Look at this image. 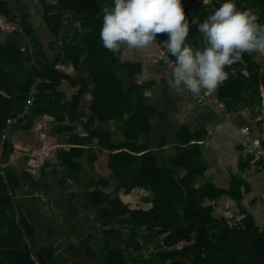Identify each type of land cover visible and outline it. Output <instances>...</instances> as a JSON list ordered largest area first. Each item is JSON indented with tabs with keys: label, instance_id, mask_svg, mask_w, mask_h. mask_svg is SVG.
I'll list each match as a JSON object with an SVG mask.
<instances>
[{
	"label": "crops",
	"instance_id": "0c3cea01",
	"mask_svg": "<svg viewBox=\"0 0 264 264\" xmlns=\"http://www.w3.org/2000/svg\"><path fill=\"white\" fill-rule=\"evenodd\" d=\"M109 2L85 3L92 8L101 7L103 15ZM11 3L32 24L33 32L26 40L34 62L54 64L65 76L56 77V91L51 92L52 98L44 108L47 110L33 113V106L24 123L7 128L0 154V177L6 185L5 194L13 200L15 221L24 233L12 232L0 244L16 247L25 242L34 250L48 248L55 264H105L111 248L120 251L125 264H140L147 258L157 264L155 253L163 247L165 234L147 240L146 229L135 234L131 225L119 219L128 216L126 209L147 210L153 206L155 191L151 184L160 182L163 174L156 172L159 168H174L176 178L187 174V169L175 164L174 159L189 145L198 146L205 169L197 176V185L213 184L223 191L215 199H205L203 204L214 208L223 225L225 218L245 213L246 227L251 224L264 232V202L255 206L264 193V163H252V143L242 133V128L247 127L258 135L264 121V56L245 53L247 59L243 55L233 68L225 67L227 78L229 73L237 76L240 71L247 76L233 83V106L229 109L222 93L227 78L212 95L199 100L182 86H172V68L155 45L134 50L122 47L114 67L117 77L124 87H131L135 98L133 117L125 112L117 120L111 108L112 97L106 93L95 99L92 75L83 73L65 58L62 35L73 20L72 15L63 20L62 31L55 35L47 26L42 0ZM223 3L181 0L189 25L198 22L199 17L190 15L188 8L218 9L215 4ZM73 4L71 1V14L75 12ZM200 46L199 50L206 46L203 36ZM74 55L79 52L76 50ZM26 65L29 70L31 64ZM81 75L87 85L79 81ZM80 89L84 92L79 103L72 104ZM93 105L96 111L101 106L100 118ZM94 129L107 132L110 141L120 147L111 149L105 140L94 136ZM103 137L108 141L105 133ZM188 137L190 141L186 142ZM121 151L132 154L123 163L132 172L120 177L112 170L110 159L111 153ZM123 181L134 186L126 189L120 186ZM2 225L0 232H6L12 224ZM232 243L233 239L229 244ZM2 262L11 264L7 257H0ZM114 264L122 262L117 259ZM184 264H192V260L185 258Z\"/></svg>",
	"mask_w": 264,
	"mask_h": 264
},
{
	"label": "trees",
	"instance_id": "16d2710c",
	"mask_svg": "<svg viewBox=\"0 0 264 264\" xmlns=\"http://www.w3.org/2000/svg\"><path fill=\"white\" fill-rule=\"evenodd\" d=\"M73 1L75 12L71 14L70 2ZM97 2V0H93ZM113 1V2H112ZM45 8V19L51 33L59 35L62 31L63 20L71 17L73 20L62 35V48L65 51V58L72 60L83 73L88 72L92 75L91 82L94 84L95 99L100 98L106 93L113 99V117L117 120L123 113H130L132 118L133 99L131 87H124L122 81L117 77L114 67L118 53H113L103 47L100 39V31L103 27V15L101 7H90L86 0H56L47 3L42 0ZM227 2V0H223ZM237 10H253L259 15L258 23L264 25V0H233ZM85 3V6L82 5ZM242 4L244 7H242ZM114 5V0H110L109 6ZM218 8L220 4H215ZM82 6V7H81ZM87 6V7H86ZM184 10L186 7L183 5ZM217 8L203 7L187 9L190 15L197 14L199 21L194 25H189L190 31L185 43L193 50L201 46L202 33L198 31V25L203 23L207 17L213 14ZM0 14L4 15L8 21L15 22L17 27L11 31H4L0 28V143L4 138L7 118L21 110L28 98L31 85L38 76L48 77L51 82L39 83L36 88V100L34 102L33 113H38L47 109L45 105L51 100V92L56 91V77L65 76L64 73L54 67V64L41 65L34 62V56L29 53V43L26 38L32 34V24L27 21V15L19 13L18 18L11 0H0ZM79 23H75V22ZM25 48V49H23ZM122 49V48H121ZM76 50L79 55H74ZM81 56V57H80ZM247 59L248 56L244 54ZM34 62V63H32ZM31 68L27 70V65ZM88 64V67L85 65ZM236 63L230 65L231 68ZM240 77H247L242 71L237 76L228 74L225 86L222 87L223 96L227 99V107L233 106V83ZM257 76L252 77V80ZM87 85L84 75L80 80ZM84 89H80L72 98V104H78ZM130 97V98H129ZM78 106V105H77ZM65 107H68L67 103ZM100 108L93 109L96 116L100 118ZM128 117V118H129ZM127 122V120H126ZM100 130V131H98ZM94 129L92 133L99 140L104 141L111 149L120 146L113 143L108 138L107 132L101 129ZM106 134V139L103 137ZM187 138L186 142H189ZM128 144V143H127ZM196 145H189L179 151L174 163L182 165L187 169V174L182 178L175 177V169L159 168L157 173H162L159 183H152L155 191L153 206L144 209H126V218L119 219L120 222L131 225L132 231L141 233L142 229L147 230L145 238L148 240L152 236L165 234L163 245L174 243L182 238L189 237L196 231L197 242L182 251L167 252L159 249L155 253L157 264H184L185 258H190L192 264H264V232L259 228L249 224L246 228H229L219 221L214 212V208L205 206V199H215L223 193L213 184L197 185V176L205 171L203 162L200 158V150ZM148 156V154H145ZM132 154L127 151L111 153L110 166L117 176H122L124 172H132L123 165ZM2 158L0 156V163ZM118 163L121 166H118ZM144 170H141L143 174ZM153 172V170L151 171ZM159 173V174H160ZM166 173V174H165ZM161 174V175H162ZM120 186L131 189L134 185L121 182ZM6 185L0 177V226L8 222L12 225L6 232H0V241H7L9 234L15 232L17 235L22 230L21 225L17 224L14 217V203L10 196L5 194ZM20 230V231H18ZM233 239V243L229 242ZM143 248V245H142ZM233 248V249H232ZM40 261V264H55V258L48 248L41 247L34 250L27 243L24 245H2L0 244V257H7L11 264H36L32 258V252ZM6 259V258H4ZM120 259L125 264L120 251L115 248L109 249L105 264H114ZM170 260V261H169ZM152 258L142 259L140 264H151ZM1 264H5L2 262ZM7 264H10L9 262Z\"/></svg>",
	"mask_w": 264,
	"mask_h": 264
},
{
	"label": "clouds",
	"instance_id": "9594fccd",
	"mask_svg": "<svg viewBox=\"0 0 264 264\" xmlns=\"http://www.w3.org/2000/svg\"><path fill=\"white\" fill-rule=\"evenodd\" d=\"M103 13L100 39L113 53L122 47L134 50L155 45L157 34L167 33L166 52L175 57L170 83L193 96L212 95L227 78L225 67L242 60L245 53L264 56V25L257 22L258 13L237 10L233 0L198 25L206 42L203 50L185 43L190 28L181 0H114Z\"/></svg>",
	"mask_w": 264,
	"mask_h": 264
},
{
	"label": "built area",
	"instance_id": "2783aa9c",
	"mask_svg": "<svg viewBox=\"0 0 264 264\" xmlns=\"http://www.w3.org/2000/svg\"><path fill=\"white\" fill-rule=\"evenodd\" d=\"M0 28L5 31H11L14 28V25L11 24V22H9L5 17H3L0 14ZM167 40H168L167 33L157 34V44H155V47L161 54L163 61L172 68V65L175 62V57H172L170 53L166 52V46L164 45V43L167 42ZM165 56H167V61L165 60ZM48 81L50 80L47 77L38 76L36 78L35 82L31 85L29 95L25 102L24 107L21 110L17 111L14 115H11L7 118L5 132H4L5 134L7 128L10 125L22 124L28 119V116L31 113L34 106L37 85L41 82H48ZM196 97H198L199 100L204 99V95H200ZM242 133L248 139L251 140L252 152H253L252 163H257V162L264 163V121L261 123V127L258 135H253V133H251L250 129L247 127L242 128ZM5 134L3 140L0 143V154H2L3 152V148L5 144ZM263 202H264V193L261 195L260 199L256 201L255 206L260 207ZM245 217H246L245 213H239L234 217L233 216L227 217L224 219V226L245 228L246 227ZM196 242H197V235L196 232L194 231L190 234L189 237L182 238L171 244H164L163 249L167 252L182 251L186 247L194 245ZM32 258L36 263H39V260L34 253H32Z\"/></svg>",
	"mask_w": 264,
	"mask_h": 264
},
{
	"label": "rangeland",
	"instance_id": "374dc122",
	"mask_svg": "<svg viewBox=\"0 0 264 264\" xmlns=\"http://www.w3.org/2000/svg\"><path fill=\"white\" fill-rule=\"evenodd\" d=\"M15 12H16V14H17L18 18H19V17H20V15L17 13V10H16V8H15ZM1 15H2V14H1ZM2 16H3V17H5L4 15H2ZM5 18H6V17H5ZM9 22H10V21H9ZM11 24H13V25H14V28H15V27H17V25H18V24H15V22H11ZM14 28H13V29H14ZM35 263H36V262H35ZM36 264H40V262H39V263H36Z\"/></svg>",
	"mask_w": 264,
	"mask_h": 264
}]
</instances>
